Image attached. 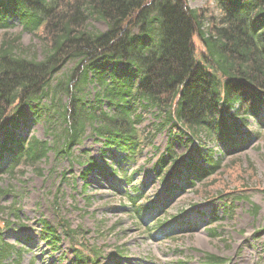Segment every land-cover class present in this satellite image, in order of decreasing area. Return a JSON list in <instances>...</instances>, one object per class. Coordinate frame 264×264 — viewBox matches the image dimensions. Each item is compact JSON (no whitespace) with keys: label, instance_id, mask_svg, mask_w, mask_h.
Listing matches in <instances>:
<instances>
[{"label":"trees","instance_id":"obj_1","mask_svg":"<svg viewBox=\"0 0 264 264\" xmlns=\"http://www.w3.org/2000/svg\"><path fill=\"white\" fill-rule=\"evenodd\" d=\"M212 1L219 13L207 17L188 0H0V176L21 167L40 175L38 166L50 153L55 160H75L87 132L101 143V153L132 158L144 140L150 145L162 131L167 142L157 176L193 187L215 175L221 158L197 145L185 160L174 143L213 136L233 154L247 143L242 135H251L241 131L247 118L264 126V117H257L264 111V0ZM11 20L39 41V57H28L20 35L9 33ZM148 109L160 121L143 133L138 126ZM29 113L50 141L14 134ZM97 169L88 158L82 178ZM5 194L0 188V198ZM127 197L133 208L136 199ZM228 203L223 200L227 213ZM251 206L256 213L258 206ZM4 210L0 206V214ZM215 220L214 208L210 223ZM69 227L65 222V235L75 240ZM43 228L56 243L54 230L45 222ZM85 242L76 245L73 263H96L97 254L83 251ZM23 251L0 237V264H20ZM204 259L223 263L211 254Z\"/></svg>","mask_w":264,"mask_h":264},{"label":"rangeland","instance_id":"obj_2","mask_svg":"<svg viewBox=\"0 0 264 264\" xmlns=\"http://www.w3.org/2000/svg\"><path fill=\"white\" fill-rule=\"evenodd\" d=\"M188 5L203 10L207 17L219 13L212 0H188ZM10 23L14 29L9 33L20 35L26 55L35 53L39 57V41L30 33H22L16 20ZM94 26L104 29L102 24ZM195 46L200 49L196 40ZM157 116L154 109L147 110L139 125L143 133L158 124ZM241 131L260 135H242L247 142L243 151L239 147L242 152L228 156L213 136L210 140L200 137L193 143L186 142L185 137L175 142V154L185 160L194 156L193 148L198 145L214 159L221 158L223 164L217 174L195 189L185 187L167 200H162L166 185L155 174V164L166 146V131L157 134L150 145L144 140L132 158L116 151L101 153V143L87 132L74 150L75 160H55L49 154L38 166L40 175L21 167L12 176L0 177V188L7 191L0 198V206L11 209L0 216V237L24 248L20 264H75V249L84 240L87 247L83 251L88 256L91 252L98 255L95 264H210L205 254L223 259L220 264H264V129L248 118ZM13 132L50 141L43 124L30 113ZM88 158L97 163L98 169L83 179ZM126 193L140 195L144 202L140 205L155 204L154 218L159 215V221L149 218L150 210L139 220ZM238 197L243 199L232 200ZM226 199L232 206L228 213L222 205ZM251 203L258 206L256 213ZM214 207L216 220L210 224ZM44 222L56 231L57 243L49 245L50 240L46 241ZM65 222L76 232L75 240L65 235ZM165 222L167 235L159 237L160 224Z\"/></svg>","mask_w":264,"mask_h":264},{"label":"bare ground","instance_id":"obj_3","mask_svg":"<svg viewBox=\"0 0 264 264\" xmlns=\"http://www.w3.org/2000/svg\"><path fill=\"white\" fill-rule=\"evenodd\" d=\"M213 211V210H212Z\"/></svg>","mask_w":264,"mask_h":264}]
</instances>
